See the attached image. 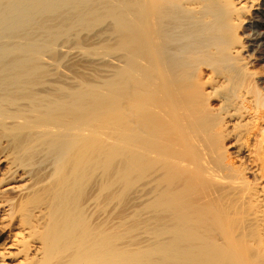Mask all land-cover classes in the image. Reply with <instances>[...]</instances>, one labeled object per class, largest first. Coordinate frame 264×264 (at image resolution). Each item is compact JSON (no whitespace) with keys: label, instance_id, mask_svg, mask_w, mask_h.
<instances>
[{"label":"bare ground","instance_id":"6f19581e","mask_svg":"<svg viewBox=\"0 0 264 264\" xmlns=\"http://www.w3.org/2000/svg\"><path fill=\"white\" fill-rule=\"evenodd\" d=\"M255 233L264 0H0V264H264Z\"/></svg>","mask_w":264,"mask_h":264},{"label":"rangeland","instance_id":"374dc122","mask_svg":"<svg viewBox=\"0 0 264 264\" xmlns=\"http://www.w3.org/2000/svg\"><path fill=\"white\" fill-rule=\"evenodd\" d=\"M258 68H259V66H258ZM42 170H43V168H42ZM41 171H39V172H41ZM39 172L36 174V176L41 175V173H39ZM46 173H47V170H46ZM113 195H114V198L112 200L113 206H118V208H119L121 206L120 204H121V200H122L123 196L127 195L126 187L123 186L122 184L114 185L112 188V196ZM113 206L111 205V207H113ZM3 241H4V238L2 235H0V248L3 246ZM254 243H255L256 252L258 251V253L264 257V236L261 235L260 233H255L254 234Z\"/></svg>","mask_w":264,"mask_h":264}]
</instances>
